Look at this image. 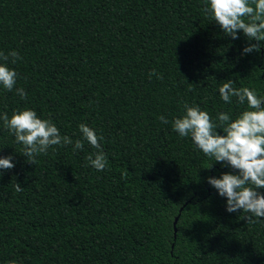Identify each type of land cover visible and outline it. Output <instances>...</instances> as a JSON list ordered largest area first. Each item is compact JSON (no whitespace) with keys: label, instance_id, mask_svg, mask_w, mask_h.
Masks as SVG:
<instances>
[{"label":"trees","instance_id":"trees-1","mask_svg":"<svg viewBox=\"0 0 264 264\" xmlns=\"http://www.w3.org/2000/svg\"><path fill=\"white\" fill-rule=\"evenodd\" d=\"M204 7L0 0V52L19 53L9 66L27 93L0 90V112L32 108L73 140L80 123L94 127L109 161L85 166L95 151L85 143L29 163L0 126V155L15 163L0 176V264H264V223L226 212L206 182L228 169H207L171 127L185 102L213 119L243 111L219 98L227 79L264 94V49L241 56L243 37L225 36Z\"/></svg>","mask_w":264,"mask_h":264},{"label":"clouds","instance_id":"clouds-1","mask_svg":"<svg viewBox=\"0 0 264 264\" xmlns=\"http://www.w3.org/2000/svg\"><path fill=\"white\" fill-rule=\"evenodd\" d=\"M205 14L222 33L235 41L243 37L245 46L240 55L261 54L264 49V0H205ZM19 53L0 52V90L14 91L21 99L27 93L17 87L18 73L10 64H16ZM219 98L225 104L235 102L245 106L233 117L226 111L216 113L215 118L199 105L183 104L182 114L171 120L172 130L180 138H190L193 146L208 159L207 169L219 164V175L207 177V184L216 194L225 199V211L245 213L247 222L264 223V94L249 87L233 86L225 80L218 86ZM160 121L168 124L166 117ZM0 126L14 136L15 142L23 146L22 156L35 164L36 157L47 154L55 147L71 146L75 153L90 145L94 152L87 157V164L96 171L108 167V157L102 149L104 137L94 127L85 123L78 125L79 138L61 134L51 119L42 118L32 108L14 110L9 116L0 112ZM55 146V147H54ZM15 167L14 156L0 155V176L5 170ZM15 190L22 191L19 184Z\"/></svg>","mask_w":264,"mask_h":264},{"label":"water","instance_id":"water-1","mask_svg":"<svg viewBox=\"0 0 264 264\" xmlns=\"http://www.w3.org/2000/svg\"><path fill=\"white\" fill-rule=\"evenodd\" d=\"M177 219H178V218H176V219H175V222H174V235H175V233H176L175 224H176V222H177ZM174 238H175V236H174Z\"/></svg>","mask_w":264,"mask_h":264}]
</instances>
